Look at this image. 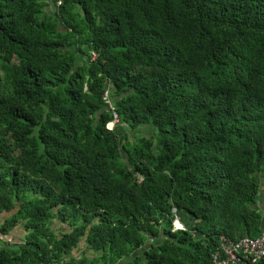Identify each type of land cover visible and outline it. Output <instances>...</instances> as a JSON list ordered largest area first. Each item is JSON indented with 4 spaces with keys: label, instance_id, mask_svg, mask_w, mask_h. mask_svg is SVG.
<instances>
[{
    "label": "trees",
    "instance_id": "obj_1",
    "mask_svg": "<svg viewBox=\"0 0 264 264\" xmlns=\"http://www.w3.org/2000/svg\"><path fill=\"white\" fill-rule=\"evenodd\" d=\"M51 4L0 0V264H213L261 235L264 0Z\"/></svg>",
    "mask_w": 264,
    "mask_h": 264
},
{
    "label": "built area",
    "instance_id": "obj_2",
    "mask_svg": "<svg viewBox=\"0 0 264 264\" xmlns=\"http://www.w3.org/2000/svg\"><path fill=\"white\" fill-rule=\"evenodd\" d=\"M62 3L63 0H52L50 8L55 10ZM91 56L95 58L96 54L92 52ZM105 96H107V92ZM115 121L116 119L109 122L107 127L112 128ZM173 224L174 229L184 228V225L177 217L173 221ZM262 256H264V232L255 238L245 236L236 241H229L224 236H221L219 246L211 254V262L213 264H237L241 258L245 257L250 260V263H256Z\"/></svg>",
    "mask_w": 264,
    "mask_h": 264
},
{
    "label": "rangeland",
    "instance_id": "obj_3",
    "mask_svg": "<svg viewBox=\"0 0 264 264\" xmlns=\"http://www.w3.org/2000/svg\"><path fill=\"white\" fill-rule=\"evenodd\" d=\"M144 130V129H143ZM126 131H128L129 132V134L130 135H134V133H131L130 132V129H127ZM146 134H148L147 132H146ZM259 180L261 181V183H263V178L261 177V175H259ZM263 202V201H262ZM261 203V202H260ZM181 213V215H179L181 218L182 217H184V218H186L188 221V223H189V221L191 222V220L189 219V217H188V215H187V213H185V212H180ZM6 214H0V220L5 216ZM175 220V219H174ZM173 220V221H174ZM186 221V220H185ZM18 226H16V227H14L13 229H12V231H10L9 232V236L8 237H4V236H2V235H0V246H5V245H7V244H5L4 242H7V241H5V239H13L14 241L15 240H17L19 237H20V233H19V231H20V229H18L17 228ZM13 241V242H14ZM11 244H12V242H11ZM14 248V247H13ZM80 254H82V252L81 251H74V255H80ZM124 260H126L127 261V263L126 264H128V261L129 260H127V259H124ZM125 261V262H126Z\"/></svg>",
    "mask_w": 264,
    "mask_h": 264
},
{
    "label": "crops",
    "instance_id": "obj_4",
    "mask_svg": "<svg viewBox=\"0 0 264 264\" xmlns=\"http://www.w3.org/2000/svg\"><path fill=\"white\" fill-rule=\"evenodd\" d=\"M262 189H263V186H262ZM263 201V202H262ZM258 202L259 203H257L258 204V206H260V208L262 209V208H264V193H262V194H260V198H259V200H258ZM261 202V203H260ZM182 220H186L185 222H187L188 220L186 219V218H182ZM190 222V221H189ZM19 233L21 234V230L19 231ZM22 235V234H21ZM20 235V236H21ZM5 240H7V239H5ZM8 240H10V239H8Z\"/></svg>",
    "mask_w": 264,
    "mask_h": 264
},
{
    "label": "bare ground",
    "instance_id": "obj_5",
    "mask_svg": "<svg viewBox=\"0 0 264 264\" xmlns=\"http://www.w3.org/2000/svg\"><path fill=\"white\" fill-rule=\"evenodd\" d=\"M177 224H179V223L177 222Z\"/></svg>",
    "mask_w": 264,
    "mask_h": 264
}]
</instances>
